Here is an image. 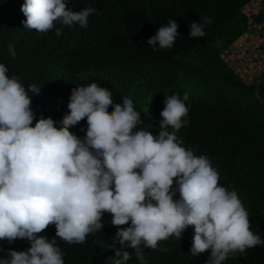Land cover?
<instances>
[{"label":"clouds","instance_id":"9594fccd","mask_svg":"<svg viewBox=\"0 0 264 264\" xmlns=\"http://www.w3.org/2000/svg\"><path fill=\"white\" fill-rule=\"evenodd\" d=\"M21 12L24 28L48 32L57 20L86 28L95 9L73 11L65 0H24ZM203 21L190 25V37L205 36L212 21L207 16ZM178 27L169 20L148 45L153 51L157 45L171 48ZM7 72L0 64V240L26 239L31 246L27 252L9 250L0 264H64L55 238L38 234L55 225V237L83 243L103 228L104 213L118 228L114 240L120 247L113 264H127L125 248L143 261V249L156 250L170 236L181 239L188 227L194 228L190 254L210 251L205 264H223L230 253L264 243L250 231L236 192L218 186V173L207 157H197L177 142L175 132L188 123L182 120L189 111L187 93L183 100L166 96L155 136L133 131L141 121L131 99L113 104L112 93L96 83L72 89L62 127L51 118H40L33 127L31 98ZM40 90L36 85L28 89L34 95ZM85 118L81 140L69 128ZM177 192L179 200H174Z\"/></svg>","mask_w":264,"mask_h":264},{"label":"trees","instance_id":"16d2710c","mask_svg":"<svg viewBox=\"0 0 264 264\" xmlns=\"http://www.w3.org/2000/svg\"><path fill=\"white\" fill-rule=\"evenodd\" d=\"M250 1L65 0L73 11L95 9L87 27L57 20L53 29L37 32L23 26L24 0H0V64L28 92L33 127L40 118L62 127L72 89L96 83L112 93L113 104L131 99L141 121L133 131L155 136L166 96L183 100L187 93L189 111L182 120L188 123L175 132L177 142L195 156L207 157L218 173V186L236 192L248 213L250 231L264 241V100L253 98L252 89L242 85L221 56L244 32L247 17L242 9ZM205 16L212 21L204 28L205 36L190 37V25L204 23ZM169 20L179 25V35L171 48L157 45L153 51L148 40ZM31 85L41 87L39 95L28 91ZM112 111L109 107V114ZM69 131L83 140L87 119ZM168 131L174 130L169 126ZM173 198L179 200V193ZM111 219L104 213L103 228L79 244L55 237V225L38 235L55 238L64 264H113L120 245ZM128 226L130 222L123 227ZM193 235L194 228L188 227L181 239L170 236L158 242L156 250L143 249V261L125 248L130 254L127 264H205L210 251L190 254ZM30 246L26 239L0 240V258H7L9 250L27 252ZM223 264H264V243L230 253Z\"/></svg>","mask_w":264,"mask_h":264},{"label":"built area","instance_id":"2783aa9c","mask_svg":"<svg viewBox=\"0 0 264 264\" xmlns=\"http://www.w3.org/2000/svg\"><path fill=\"white\" fill-rule=\"evenodd\" d=\"M247 26L242 35L222 53L224 62L242 85L252 89L255 100H264V0L248 3Z\"/></svg>","mask_w":264,"mask_h":264},{"label":"crops","instance_id":"0c3cea01","mask_svg":"<svg viewBox=\"0 0 264 264\" xmlns=\"http://www.w3.org/2000/svg\"><path fill=\"white\" fill-rule=\"evenodd\" d=\"M251 10V7L247 4V5H245L244 7H243V9H242V11H243V13L245 14V13H247V12H249Z\"/></svg>","mask_w":264,"mask_h":264},{"label":"rangeland","instance_id":"374dc122","mask_svg":"<svg viewBox=\"0 0 264 264\" xmlns=\"http://www.w3.org/2000/svg\"><path fill=\"white\" fill-rule=\"evenodd\" d=\"M251 7V6H250Z\"/></svg>","mask_w":264,"mask_h":264}]
</instances>
